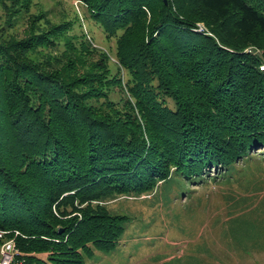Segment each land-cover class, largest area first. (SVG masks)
<instances>
[{
  "label": "trees",
  "instance_id": "obj_1",
  "mask_svg": "<svg viewBox=\"0 0 264 264\" xmlns=\"http://www.w3.org/2000/svg\"><path fill=\"white\" fill-rule=\"evenodd\" d=\"M82 1L116 38L125 83L105 54L78 73L81 59L50 69L0 41V230L21 233L11 264H84L125 231L104 202L173 175L218 177L264 148V0ZM63 30L17 48H57ZM112 84L128 96L112 100Z\"/></svg>",
  "mask_w": 264,
  "mask_h": 264
},
{
  "label": "rangeland",
  "instance_id": "obj_2",
  "mask_svg": "<svg viewBox=\"0 0 264 264\" xmlns=\"http://www.w3.org/2000/svg\"><path fill=\"white\" fill-rule=\"evenodd\" d=\"M150 2L154 7L160 4L157 0ZM146 13L142 20L144 26L151 20V12ZM60 25H64V30L55 38L57 48L38 45L35 51L26 52L17 48L20 41H30ZM196 25L199 31L207 29L202 22ZM0 41L11 42L8 45L15 46L12 51L17 56L38 59L41 66L50 69L65 66L71 69L73 61L81 59L85 67H73L72 71L83 73L95 63H101L100 54L107 56L106 65L111 74L119 66L116 38L107 36L102 26L90 17L82 0H0ZM248 49L261 53L253 47ZM119 68L122 83H125L127 71L122 66ZM109 87L112 100L121 101L128 96L119 85ZM263 149H254L251 156L236 159L218 177H214L218 169L212 167L202 176L189 179L173 175L154 192L119 195L104 202L108 212L128 218L115 248L101 252L106 258L97 257L95 262L264 264ZM8 232L13 235L5 237ZM0 234L3 236L0 259L5 245L12 244L16 249L13 261L14 256L20 254L16 236L21 233L14 229L0 230Z\"/></svg>",
  "mask_w": 264,
  "mask_h": 264
},
{
  "label": "built area",
  "instance_id": "obj_3",
  "mask_svg": "<svg viewBox=\"0 0 264 264\" xmlns=\"http://www.w3.org/2000/svg\"><path fill=\"white\" fill-rule=\"evenodd\" d=\"M262 68H264V65L260 66V69ZM15 253H16L15 247L12 244H6L5 249L2 250L3 257L2 259H0V264H11L12 257Z\"/></svg>",
  "mask_w": 264,
  "mask_h": 264
},
{
  "label": "crops",
  "instance_id": "obj_4",
  "mask_svg": "<svg viewBox=\"0 0 264 264\" xmlns=\"http://www.w3.org/2000/svg\"><path fill=\"white\" fill-rule=\"evenodd\" d=\"M101 254V252H99V251H96L95 253H94V255L91 257V258H88L85 262H84V264H100V263H98V262H95L96 260L95 259H97V257H100V258H102V259H105L106 257H105V255H100Z\"/></svg>",
  "mask_w": 264,
  "mask_h": 264
}]
</instances>
